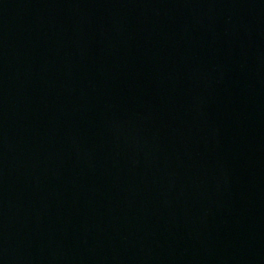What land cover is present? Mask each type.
I'll return each mask as SVG.
<instances>
[{
  "label": "water",
  "instance_id": "water-1",
  "mask_svg": "<svg viewBox=\"0 0 264 264\" xmlns=\"http://www.w3.org/2000/svg\"><path fill=\"white\" fill-rule=\"evenodd\" d=\"M0 264H264V0H0Z\"/></svg>",
  "mask_w": 264,
  "mask_h": 264
}]
</instances>
